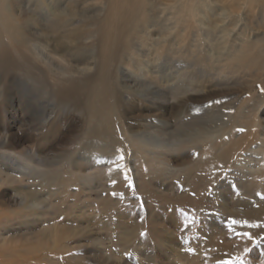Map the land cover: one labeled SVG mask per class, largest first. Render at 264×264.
Listing matches in <instances>:
<instances>
[{
    "label": "rangeland",
    "instance_id": "rangeland-1",
    "mask_svg": "<svg viewBox=\"0 0 264 264\" xmlns=\"http://www.w3.org/2000/svg\"><path fill=\"white\" fill-rule=\"evenodd\" d=\"M97 2L2 5L0 264H264V0Z\"/></svg>",
    "mask_w": 264,
    "mask_h": 264
},
{
    "label": "bare ground",
    "instance_id": "bare-ground-1",
    "mask_svg": "<svg viewBox=\"0 0 264 264\" xmlns=\"http://www.w3.org/2000/svg\"><path fill=\"white\" fill-rule=\"evenodd\" d=\"M104 2L108 3L107 0H104ZM97 3H99L101 5V3H103V0H102V2H97ZM252 3H254V2L252 1ZM114 4H117V2L113 1V5ZM2 5H4V0H0V65L5 66L4 62H7V61L11 62V60L13 58L12 57L13 53H17L18 57L21 58L20 61L24 62L25 63L24 65H26L28 67H31V65L37 64L34 59L40 60L42 62V64L45 66L47 65V63L52 62V60H54V59L51 56L50 49H48V47H43L42 49L39 50L36 47V44L34 43L35 37H33L32 34L31 35L28 34V31H27V28L25 27V25H23V26L19 25V22L15 16L10 17V19H9L8 16L10 15V12L7 11L6 9L4 10V6L2 7ZM37 6L38 5L34 4L33 6L31 5L30 8H32V9L37 8ZM123 7H124V5H121L119 7V9H121ZM70 9H72V8H70ZM104 10L105 9L102 8L101 11L103 12ZM112 10H113V6H112ZM71 14L72 13L68 12L67 9H65V10H63V12H61L59 14V16H60V19H63L66 16H71V18H72L73 16ZM222 16L224 18H229V15L227 12H224ZM89 19H93V17H91ZM70 20H71L70 18L67 19V21H70ZM72 20H73V18H72ZM31 22H34V19L32 17H30L26 21V23H28V24H30ZM81 22H83V20L79 19V23H81ZM233 22H235V21H233ZM34 25L35 24H31L30 26L35 28ZM41 32L42 33H47V32L50 33V29L47 28ZM227 36H228L227 33L223 34L224 39H226ZM258 40L261 42L262 38H258ZM13 43H16L18 45L17 47L19 49L17 47H15V45ZM19 45H21V46L19 47ZM22 49H24L25 51ZM73 66L74 67H72V70H74L75 72H78L80 74L83 73L84 71L90 70V66H88V65H83V67H79V65L77 63ZM83 80H85V79H83ZM88 81H89V79H88ZM130 105H132V104H130Z\"/></svg>",
    "mask_w": 264,
    "mask_h": 264
},
{
    "label": "snow or ice",
    "instance_id": "snow-or-ice-1",
    "mask_svg": "<svg viewBox=\"0 0 264 264\" xmlns=\"http://www.w3.org/2000/svg\"><path fill=\"white\" fill-rule=\"evenodd\" d=\"M121 159H123V157H121ZM232 223H236V221H232ZM245 235H248L247 233H245ZM224 264H232L231 261H225ZM241 264H243V262H241Z\"/></svg>",
    "mask_w": 264,
    "mask_h": 264
}]
</instances>
